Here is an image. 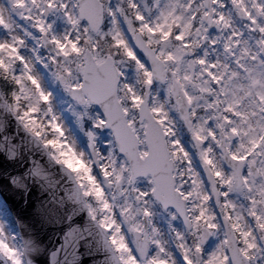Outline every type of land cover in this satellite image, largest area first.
I'll return each instance as SVG.
<instances>
[{
  "label": "snow or ice",
  "instance_id": "snow-or-ice-1",
  "mask_svg": "<svg viewBox=\"0 0 264 264\" xmlns=\"http://www.w3.org/2000/svg\"><path fill=\"white\" fill-rule=\"evenodd\" d=\"M0 108L54 150L107 264H264V0H0ZM31 245L0 225V264Z\"/></svg>",
  "mask_w": 264,
  "mask_h": 264
},
{
  "label": "water",
  "instance_id": "water-1",
  "mask_svg": "<svg viewBox=\"0 0 264 264\" xmlns=\"http://www.w3.org/2000/svg\"><path fill=\"white\" fill-rule=\"evenodd\" d=\"M72 187L61 165L0 108V195L21 241L30 240L35 248L26 264H107L86 210L69 199ZM72 230L78 231L77 239H69Z\"/></svg>",
  "mask_w": 264,
  "mask_h": 264
},
{
  "label": "rangeland",
  "instance_id": "rangeland-1",
  "mask_svg": "<svg viewBox=\"0 0 264 264\" xmlns=\"http://www.w3.org/2000/svg\"><path fill=\"white\" fill-rule=\"evenodd\" d=\"M51 83H53L52 80L47 74H45L42 79V86L45 88V90L51 92L50 106L52 108L53 114L58 117L59 122L64 127L66 136H69L75 140L77 149L88 154L87 147L89 143L87 132L90 130L89 119L82 116V107H76L75 104L68 99L66 92L61 87L55 85L54 83L51 86ZM49 87H52V89H49ZM88 111L91 113L96 111V109L91 107ZM71 113L74 115L73 117L69 116ZM48 138L51 139V133H48ZM102 139L103 138L99 134H96L95 146L100 150H103L104 147ZM50 150L54 151L51 149V147ZM0 225L3 226L4 231L10 237L15 236L17 238V232H13V230L8 227L5 213L1 210V208ZM17 242L19 243L18 239Z\"/></svg>",
  "mask_w": 264,
  "mask_h": 264
},
{
  "label": "trees",
  "instance_id": "trees-1",
  "mask_svg": "<svg viewBox=\"0 0 264 264\" xmlns=\"http://www.w3.org/2000/svg\"><path fill=\"white\" fill-rule=\"evenodd\" d=\"M50 137V136H49ZM50 147V146H49Z\"/></svg>",
  "mask_w": 264,
  "mask_h": 264
}]
</instances>
